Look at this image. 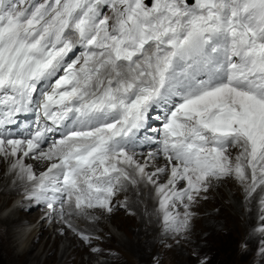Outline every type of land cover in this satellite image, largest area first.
<instances>
[{
    "label": "snow or ice",
    "instance_id": "obj_1",
    "mask_svg": "<svg viewBox=\"0 0 264 264\" xmlns=\"http://www.w3.org/2000/svg\"><path fill=\"white\" fill-rule=\"evenodd\" d=\"M0 108L7 123L37 116L30 138L0 136L24 198L89 246L73 219L111 213L128 185H151L181 234L228 177L259 199L264 234V0H0ZM147 131L158 147L138 158Z\"/></svg>",
    "mask_w": 264,
    "mask_h": 264
},
{
    "label": "rangeland",
    "instance_id": "obj_2",
    "mask_svg": "<svg viewBox=\"0 0 264 264\" xmlns=\"http://www.w3.org/2000/svg\"><path fill=\"white\" fill-rule=\"evenodd\" d=\"M230 151L234 155L236 150ZM146 156L141 153L138 158ZM2 161L7 167L5 158ZM156 163L163 166V156L158 157ZM218 181L213 180L208 191L202 193L199 202L192 206L189 230L181 234L163 229L156 194L151 185L140 184L143 195L148 193L151 186L147 204L137 197L130 207L126 206L124 202L129 199L126 195L128 192H118L112 199L111 213L95 212L97 219L92 224L98 228L87 231L84 228L85 222L73 219L77 228L93 237L92 244L89 246L70 230L69 238L73 239L74 244L62 258L58 249L66 242V236H63V228L59 225L45 227L49 233L44 239L48 238L43 251L23 256L24 252H20L17 238L21 224H0V264H199L201 259L212 252L216 242L228 252L230 264H264V254L260 251L264 247V234L255 230L260 225L259 199H246L240 185L231 177ZM21 200L22 197L6 209L9 208L10 211ZM32 207L31 211L40 209L34 202ZM16 217L18 218V214ZM39 220L41 221V217L29 226L31 230ZM59 236L61 243L57 246ZM54 244L53 252L49 253ZM92 248L97 251H92ZM49 257L52 262L47 261ZM205 264L215 262L205 260Z\"/></svg>",
    "mask_w": 264,
    "mask_h": 264
},
{
    "label": "bare ground",
    "instance_id": "obj_3",
    "mask_svg": "<svg viewBox=\"0 0 264 264\" xmlns=\"http://www.w3.org/2000/svg\"><path fill=\"white\" fill-rule=\"evenodd\" d=\"M146 154H148V153H146ZM137 156H138V154H137ZM3 158H5V157L0 155V167H1V170H0V215H1L0 216V224L7 225V226H15V225L21 224V226L19 227L20 231H17L18 233L17 232L16 233H17L18 241L20 242V246H19V248L21 250L20 252H24L23 256L28 255V254L30 255V253H32V252L43 251L47 245L48 238L46 240H44V239L46 238V236L49 233L48 229H46L45 227L47 225H52V226L53 225H55V226L59 225L60 227L63 228L61 231L63 233V236H66V238H65L66 242H64L62 244V247L60 250L58 249V251L60 253L59 256L62 258L65 255V253L69 249L72 248V246L74 244L73 239L69 238V237H71L70 236L71 233H69V231L71 229H69V228L67 229L66 225L63 226L64 223L60 220L59 216H56L54 219L46 218L45 213H46L47 209H45V208L36 209L35 211H31V209L33 208L32 207L33 202H30L24 198L25 197L24 187H26L28 185L26 184L25 181L19 179V177L11 169V163L13 161V158L12 157L5 158L6 163L8 165L7 167L3 165V161H2ZM24 162L26 164L32 165L34 168V171H36L37 173H39V171L44 170L45 162L37 161V160H34L32 158H25ZM158 164H159V166L162 165L161 163H158ZM217 182H219V181H217ZM148 189H149L148 193L146 195H143L142 186L140 184L138 186H135V187L132 185H128V187L125 189V191L128 192V193H126V195H127V197H129V199H128V201L124 202L125 205L130 207L131 204L137 199V197H139V199L141 201L143 200L146 203L147 196L151 192V186H149ZM21 197H22V200L20 202H18L17 204H14L13 208L7 212L6 210H9V208L6 209V207H9L10 204L15 203V201ZM4 212H6L7 214H4ZM16 214H18V218L16 217ZM112 216H113V214L109 215L108 217L110 218ZM40 217H41V221L39 220L40 222L37 224V226L33 230H31L30 225L32 223H34L35 220H38V218H40ZM76 220L80 221V222H85L84 228L87 231H92L93 229L98 228V226L94 227V225L92 224L96 221L95 219L92 220L91 222L87 221V220H83V219H76ZM112 221L114 222V220H112ZM28 228L31 231H29ZM53 232H54V230H52V233ZM15 236L16 235H14V237ZM60 237L61 236H59L57 238L58 239V241H56L57 246L59 245V243H61ZM54 247H55V244L52 246L49 253L53 252ZM47 261L52 262L53 260L51 257H49L47 259Z\"/></svg>",
    "mask_w": 264,
    "mask_h": 264
},
{
    "label": "trees",
    "instance_id": "obj_4",
    "mask_svg": "<svg viewBox=\"0 0 264 264\" xmlns=\"http://www.w3.org/2000/svg\"><path fill=\"white\" fill-rule=\"evenodd\" d=\"M228 252L225 251L224 246L216 242L214 249L207 256L205 260H213L215 264H230V260L227 258Z\"/></svg>",
    "mask_w": 264,
    "mask_h": 264
}]
</instances>
